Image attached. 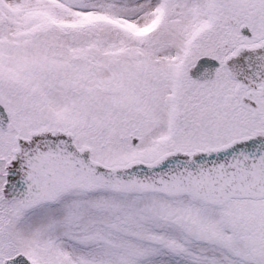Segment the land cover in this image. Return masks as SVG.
<instances>
[{
  "label": "snow or ice",
  "instance_id": "1",
  "mask_svg": "<svg viewBox=\"0 0 264 264\" xmlns=\"http://www.w3.org/2000/svg\"><path fill=\"white\" fill-rule=\"evenodd\" d=\"M0 264H264V0H0Z\"/></svg>",
  "mask_w": 264,
  "mask_h": 264
}]
</instances>
